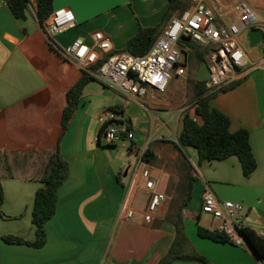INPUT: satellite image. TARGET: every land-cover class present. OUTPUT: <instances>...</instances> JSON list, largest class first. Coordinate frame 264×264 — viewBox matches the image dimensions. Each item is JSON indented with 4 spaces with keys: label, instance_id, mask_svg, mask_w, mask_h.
I'll return each instance as SVG.
<instances>
[{
    "label": "crops",
    "instance_id": "0c3cea01",
    "mask_svg": "<svg viewBox=\"0 0 264 264\" xmlns=\"http://www.w3.org/2000/svg\"><path fill=\"white\" fill-rule=\"evenodd\" d=\"M4 1L0 6V235L11 234L29 242L35 239L34 197L43 186L44 167L57 142L69 171L57 191L56 211L45 224L46 242L34 247L0 240V264H157L169 250L176 230L167 201L149 222L144 221L150 193L136 169L137 154L155 140L162 142L151 160L143 159V165L150 167L158 192L168 195L159 189L155 171L163 185H167L169 176H175L176 183L181 178V185L185 174H190L194 177L191 199L199 202L200 209L204 192L210 190L220 199L243 203L247 227L257 234L264 231V69L251 70L250 64L236 69L224 86L227 88L219 90L210 101L212 107L229 117L232 132L248 130L257 163L249 175L243 173L236 156L203 160L195 169L197 173L190 167L186 172L187 158L194 168L195 164L179 149L177 137L184 114L195 116L194 109L185 105L188 93L186 98L178 94L186 82L188 67L185 76L170 80L174 79L165 96V91L147 86L143 96L128 98L148 110L146 120L138 115L132 120L123 105L110 107L114 116L125 124L129 122L130 130L135 132V151L129 154L135 162L132 171L126 173L129 161L118 155L119 143L112 146L102 137L98 140L103 115L92 113L93 106L85 95L89 83L62 133L66 92L81 77L82 69L48 42L43 26L30 10L31 19L26 12V18L19 20ZM105 1L120 2L119 8L124 7L112 25L92 18L98 0H53L54 10L69 8L76 19L74 28L55 35L56 46L76 38L92 44L94 32L102 31L110 38L113 50L120 51L141 26L156 25L168 5V0H130L129 7L128 0ZM207 2L229 22L236 19L234 6L245 1ZM250 7L259 18L255 28H264V3ZM245 38L243 33L240 41L253 61L261 46L251 47L248 42L250 48H246ZM186 47L188 56L190 50ZM198 69L192 73L194 77ZM151 130L164 133L155 136ZM120 145L127 148L126 143ZM189 150L195 156V151ZM153 159L161 160L163 169L152 166ZM129 207L133 209L131 218L124 215ZM168 210L171 217L165 216ZM200 213L190 202L184 210L185 252L193 250L210 264H264V258H259L251 245L239 247L229 241L201 237L197 229L186 230L188 224L198 227ZM171 264L204 263L177 260Z\"/></svg>",
    "mask_w": 264,
    "mask_h": 264
},
{
    "label": "built area",
    "instance_id": "2783aa9c",
    "mask_svg": "<svg viewBox=\"0 0 264 264\" xmlns=\"http://www.w3.org/2000/svg\"><path fill=\"white\" fill-rule=\"evenodd\" d=\"M3 1L0 0V6ZM27 6L35 15L37 0H27ZM234 11L236 19L228 22L207 0H190L189 8L172 17L149 50L138 56L114 51L110 38L102 31L94 32L92 44L76 38L65 47L56 46L55 35L76 25L74 13L66 7L53 10L43 24V29L48 42L63 58L76 62L82 70L126 98L143 96L147 86L164 92L174 76H185L188 56L186 45H182L181 41L194 42L208 48L206 64L209 75L204 85L211 91L226 85L233 78V72L246 64H250L251 70L264 69V28L257 59L250 61L240 41L241 35L258 23L257 13L245 2L236 4ZM99 60H102L101 66L94 72L88 71ZM99 121L103 128L101 137L106 144L126 143L128 154L135 151V132L128 129L112 111L106 112ZM143 152L144 149L137 154L136 169L144 180V189L150 193L144 213V221L149 222L162 208L167 196L156 190V180L152 177L151 170L143 165ZM201 212L216 220L214 229L223 233L230 243L239 247L247 245L248 240L243 233L247 228L243 203L220 199L207 190L202 197ZM124 215L131 218L133 209L129 207ZM258 235L264 238V231Z\"/></svg>",
    "mask_w": 264,
    "mask_h": 264
},
{
    "label": "trees",
    "instance_id": "16d2710c",
    "mask_svg": "<svg viewBox=\"0 0 264 264\" xmlns=\"http://www.w3.org/2000/svg\"><path fill=\"white\" fill-rule=\"evenodd\" d=\"M13 15L19 19L26 18L28 10L27 0H7ZM190 6V0H168V5L162 15L160 22L150 27H140L137 33L126 43V46L120 50L131 55H142L146 53L155 39L166 27L172 17L180 15ZM54 10L53 0H37V12L35 17L38 23L43 26L46 19ZM190 49V55L196 60L198 65L207 61L208 48L194 42H183ZM102 64L99 60L96 64L90 66L88 71H96ZM92 80L99 82L86 70H82L81 77L67 90V105L63 110L62 133L67 129L69 121L77 110L85 86ZM189 92L185 105L193 108L195 116L185 113L182 118V129L177 137V144L180 150L187 153L190 148L195 151L196 162L200 164L203 160L224 159L229 156H236L242 166L243 173L249 175L257 166L256 159L252 152L249 132L246 129H239L232 132L230 130V119L222 111L212 107L210 101L215 97L219 90H225L222 86L216 90H207L204 81L197 80L196 77L189 78ZM114 108V107H113ZM129 123V122H128ZM126 124L130 129L131 125ZM102 126L99 129L98 140L102 134ZM60 140V139H59ZM162 141L155 140L149 142L143 152V159L149 161L154 155V151L159 147ZM114 145V144H113ZM185 165L186 172L189 173V167L193 165L187 158ZM196 168V166H195ZM69 166L63 158L59 142H57L52 154L50 155L43 171L40 187L34 197L32 209V222L35 225V239L31 242L22 237L5 234L0 235V240L9 244H27L34 247H41L47 239L45 224L54 215L57 207V191L68 176ZM194 177L185 174V180L179 185L182 190V198L178 205L172 222L175 226V238L167 253L159 259L157 264H171L174 261H197L204 264H210L208 259L190 250L185 252L187 238L184 233V210L192 198ZM3 203V187L0 179V209ZM197 232L199 236L209 238L215 241H228L227 237L216 231L209 230L198 225ZM251 247L259 258H264V238L260 237L254 230L247 227L243 230Z\"/></svg>",
    "mask_w": 264,
    "mask_h": 264
},
{
    "label": "rangeland",
    "instance_id": "374dc122",
    "mask_svg": "<svg viewBox=\"0 0 264 264\" xmlns=\"http://www.w3.org/2000/svg\"><path fill=\"white\" fill-rule=\"evenodd\" d=\"M220 1L236 3L237 1H241V0H220ZM243 1H245L249 6L261 5L264 3V0H243ZM127 2H128L127 3L128 7L131 6L130 5L131 1L128 0ZM119 5H121L120 2L109 3L105 0H98V2H96V5L93 9L92 18L98 20L101 23H109L112 25L113 23H115L117 21L115 16L118 13H120V11L123 10V8H124V7L119 8ZM27 14H28L29 18L31 19L32 17H31V14L28 10H27ZM71 31H73V30H71ZM72 42H70L68 44L65 43V44H63V46L65 47V46L71 44ZM243 43L246 46V48H250L246 38L244 39ZM188 58L189 59H188V63H187V67H188L187 79H186V82L184 84V87L178 91V94L179 95L183 94L184 98H186V96H187L186 93L189 92V82H188L189 77L190 76L194 77L193 74L197 71L198 66H199L198 63L196 62V60L192 57V55H190V51L188 54ZM173 81H174V79L170 82V84H172ZM170 84H169V86H170ZM182 86H183V84H182ZM168 91L169 90L165 91V93H162V96H165L168 93ZM85 95L91 101V106H93L92 113H94V114L105 115V113L109 111L110 107H116L118 105H123V107L127 111L128 115L131 116L132 120L137 115L141 116L142 120L147 119V117H145L146 111L148 112V110L146 108H144V107L142 108L139 104L134 103L133 100H130V99L120 95L113 88L106 86L101 82H97L95 80L90 81L89 85L85 91ZM186 101H187V99H186ZM141 103H142V105H144L143 101H141ZM151 131H152V133L154 132V130H151ZM143 132L147 135V131L143 130ZM163 133H164L163 131H160L159 133L154 132V135L157 136L158 134H163ZM105 145L106 144H104V146ZM112 146H114V145H112ZM117 149H118V155L121 158H123L126 161V163L129 161V165H127V167L125 168L126 173L131 172L133 163L135 162V157L132 155H129L127 153L126 147L120 145V143L117 145ZM187 155L194 162L196 168L199 169V164L196 162V157L191 153L190 150H187ZM162 164H163V162L159 159H153L151 161V165L155 166L159 170L163 169ZM148 168L150 169V167H148ZM191 168L194 169V173H197L195 170L196 168H194V166H192ZM175 174H176V172H175ZM177 175H179L181 177L179 172H177ZM154 176L158 179L159 189L162 191H165L168 194L166 201L168 202L169 210L171 212L173 211V215H171L172 219H173V217L175 216V212L177 211L178 205L181 201L182 195H183L182 190L179 187V182L181 181V178L176 183L175 181L177 178H174L175 176L174 177L169 176V178H167L165 180L167 185H163L164 181L162 179H159L158 171H155ZM190 203H191V206H194L195 211L197 210L199 213L201 212V209L199 208V202L197 203L195 199H191ZM169 210L165 214L166 217L170 216ZM200 214H201L200 222H199L200 226H202L203 228H206V229L207 228H215L216 223H217L216 220L212 219V217L208 214H205L202 212ZM186 228H187L186 230H188V231H191L194 229L195 232L197 229L195 223H193V225L188 224L186 226Z\"/></svg>",
    "mask_w": 264,
    "mask_h": 264
},
{
    "label": "water",
    "instance_id": "95a60500",
    "mask_svg": "<svg viewBox=\"0 0 264 264\" xmlns=\"http://www.w3.org/2000/svg\"><path fill=\"white\" fill-rule=\"evenodd\" d=\"M246 37L248 39L249 45L251 47H258L263 40V31L261 28H250L246 32ZM209 72L206 62L200 64L196 79L200 81H205L208 78ZM247 245L250 243L247 241Z\"/></svg>",
    "mask_w": 264,
    "mask_h": 264
}]
</instances>
